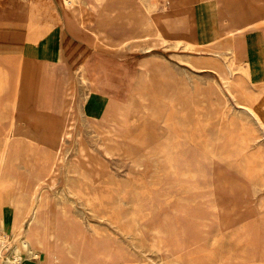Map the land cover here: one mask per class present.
I'll list each match as a JSON object with an SVG mask.
<instances>
[{
  "label": "rangeland",
  "instance_id": "obj_1",
  "mask_svg": "<svg viewBox=\"0 0 264 264\" xmlns=\"http://www.w3.org/2000/svg\"><path fill=\"white\" fill-rule=\"evenodd\" d=\"M215 1H48L82 57L40 62L35 82L25 61L31 103L16 108L31 0H0V231L20 233L16 202L41 179L22 224L40 257L18 264H264V127L248 111L264 117V23L227 36L237 5ZM237 1L264 18V0ZM126 16L151 17L165 42L122 46Z\"/></svg>",
  "mask_w": 264,
  "mask_h": 264
},
{
  "label": "bare ground",
  "instance_id": "obj_2",
  "mask_svg": "<svg viewBox=\"0 0 264 264\" xmlns=\"http://www.w3.org/2000/svg\"><path fill=\"white\" fill-rule=\"evenodd\" d=\"M73 2H74V0H63V4L68 9L73 8L72 7L73 6ZM220 2H223L224 10L225 9L228 10L230 8H233L232 7L233 5H237V7L234 8V10H233L234 11V13H233V15H234L233 21L230 22L229 27L227 29H225V34H227V36L235 34V33H238V32H241V31L245 30L248 27L254 26L255 24L264 23V18H262V19H254V17L246 16L245 8L243 7V5H242V3L240 1H237V0H221L219 2L215 1V4L217 5ZM260 14L264 15V11H261ZM204 16H206V15H204ZM224 22H226V20H224ZM135 24H136V27L133 29L132 33L130 35H128V36H127V34H125L126 37L121 40L122 46H124L127 43H135V44H138V43L139 44H143L144 43L146 45V42H148L150 38H153L155 41H157L159 43L165 42V38L160 34L161 33L160 29L156 26L154 20L151 17L145 16V18H143V19H138L137 21H135ZM95 37L98 38V39H101V37H100V35L98 33H95ZM178 43H179V40H177L174 45H177ZM242 45H243V43H242ZM186 46L190 47L189 44H187ZM146 47H150V45L147 44ZM219 55H222V53L221 52H215V56L216 57L214 56L213 59H207V58H203V57L202 58L198 57L197 59H194V58H190L189 57V58H187L186 61H190V64L193 67H198L197 65L194 64L193 61H191L192 59H194V60H198L199 59V61H218L219 60L218 59ZM223 55H225V54H223ZM147 59H149L148 61H164L160 57L155 56L153 54L148 55ZM196 62H198V61H196ZM205 64H207V62H205ZM25 66H26V62H23L22 63V67H21V74H22L21 75V86L22 87H20V91L21 92H20L19 97H18V99L16 101V108L18 107L19 104H21V106L25 107V103H26V100L24 99V96H23V92H24L25 89L23 90L24 85L22 84L23 78L25 77V74H24L25 71H26ZM226 67L228 68L227 72L225 74L220 73V78L223 81V83L227 86V89L229 90V92L233 96H235L233 90H231V88H230V83H229V78H230L229 76L231 75V70L228 67V65ZM31 69L33 70V73H34L35 72V66H32ZM163 69H164V67H163ZM146 70H147V68H146ZM144 73H143V76H144ZM148 75H149V73H148ZM81 79L84 81L83 77H81ZM141 82H143V81L141 80ZM30 88H31V86H30ZM29 103H26V106ZM248 111H249L250 114H252L255 117L256 121H258L259 124L262 127H264V117H262L258 112H256L251 107H248ZM11 133L14 136L13 130H12ZM5 146L7 148L9 146V143L5 144ZM4 160H5V157H4V154H2L0 156V164H2V162ZM47 161H48V156H45V157H43L41 159V162L43 163L42 168L44 170L52 171L53 163H51L50 167L48 168L47 167ZM34 181H35V185H34L35 187H34L33 193L35 194L37 192V187L39 186L41 179H35ZM24 191H26V190L24 189L22 193H26ZM34 194L29 195V196L23 194V196L18 200V202H16L18 205L19 204H24L25 205L24 206V210H25V216L24 217H25V219H22L19 222V224H17L18 231H20V233L22 232V236L19 238L20 233L17 232L15 234L17 237L16 236L10 237V235H9L10 233L8 234V233H6L3 230L0 231V256H2V249L4 247H7V248L11 249L9 256L7 257L8 260H9L8 264H18L19 261L22 259V252H21L22 250L23 251H30L31 254L36 255L37 258L40 257L38 249H39L40 245L43 243L42 242V234H38L37 231L33 232L32 230L25 232V225H22V224H26V225L29 224L31 222V220L33 219L34 215L36 214V211L37 212L39 211V210H37L38 208H35V206H32V204L34 202V199H36ZM28 201H30L29 204H28ZM0 210H1V208H0Z\"/></svg>",
  "mask_w": 264,
  "mask_h": 264
},
{
  "label": "crops",
  "instance_id": "obj_3",
  "mask_svg": "<svg viewBox=\"0 0 264 264\" xmlns=\"http://www.w3.org/2000/svg\"><path fill=\"white\" fill-rule=\"evenodd\" d=\"M48 1L50 0H31V3L27 8L28 24L25 35V42L23 43L24 44L23 49L25 50L26 54L24 53V57H22V61L24 62L30 61L29 62L30 67L35 66L34 73L33 70L31 69L32 82L36 81L38 66L40 62L55 61L57 63H61L67 61H77V53L78 55H80V53L77 52V50L82 49V46L84 44L82 41L73 39L71 37L70 38L67 37L68 33L65 31V28L62 27L63 25L62 19L64 18V16H62L59 24L55 25L56 23L52 20V16H51L53 11L45 8L47 6ZM62 4H63V0H62ZM63 6L65 5L63 4ZM54 7L57 11L60 8L59 4L54 5ZM65 8L67 7L65 6ZM46 17L50 19L43 20V18ZM133 18L134 16L125 17L127 30L130 31L129 33H126L127 35H130L133 29L136 27L135 21L132 20ZM19 35H20L19 33H15L13 35V38L16 41H18ZM80 56L82 57V55ZM148 60L149 59H147L146 56L144 59H141L140 61H148ZM88 61H93V60L90 59ZM31 97H32V88H31ZM30 107L33 106L30 105Z\"/></svg>",
  "mask_w": 264,
  "mask_h": 264
}]
</instances>
